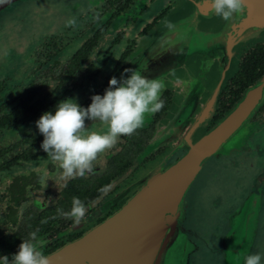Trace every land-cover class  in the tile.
Instances as JSON below:
<instances>
[{
  "label": "water",
  "instance_id": "obj_1",
  "mask_svg": "<svg viewBox=\"0 0 264 264\" xmlns=\"http://www.w3.org/2000/svg\"><path fill=\"white\" fill-rule=\"evenodd\" d=\"M12 1L0 0V9ZM245 3L243 15L224 21L210 11V0H187L136 47L137 58L128 68L163 81L175 94L148 146L169 144L186 152L164 168L138 172L126 201L79 237L45 254L49 264H187L192 245L178 227L183 194L210 156L237 144L247 119L264 101L262 77L204 130L230 57L245 40L264 32V0ZM236 230L222 238L223 264H242L253 219L244 221L242 233Z\"/></svg>",
  "mask_w": 264,
  "mask_h": 264
},
{
  "label": "rangeland",
  "instance_id": "obj_2",
  "mask_svg": "<svg viewBox=\"0 0 264 264\" xmlns=\"http://www.w3.org/2000/svg\"><path fill=\"white\" fill-rule=\"evenodd\" d=\"M15 1L17 0L12 1L9 9H6V5L5 8L0 9V98H12L20 93L30 81L35 79L41 81L47 76L38 96L44 97L56 85V80L50 79L55 77L51 68L59 67L78 46V42L80 43L83 37L79 35L80 31L87 30L91 25L86 23L91 22L89 19L91 17L88 18L86 12L97 8L101 2L100 0ZM169 1L171 0H137L133 8L113 17L108 15L109 11L99 8V16L94 21L100 26L108 19L107 27L101 35L102 42L99 49L104 51L110 40L117 37V33L120 32L121 37L111 48L103 69L81 88L73 91L72 95L66 99H73L77 103L88 94L90 95L108 74L111 61L127 38L133 37L167 6ZM32 9L35 10L34 13ZM173 9L167 13L164 21ZM15 15L25 21L19 23L20 20H16ZM73 18L76 21L75 26L68 25L67 22ZM14 20L17 22L16 27H10L9 21ZM101 53L96 56V60H103ZM59 94L60 91H57L56 95ZM41 114L28 118L22 124L20 131L28 133L38 129L35 122ZM258 116L259 114L252 121L247 119L239 141L234 147L225 153L213 155L204 163L183 194V218L178 222V227L192 245L187 255V264H219L220 253L218 251L221 252L223 259L221 251L223 242L221 241L225 234L233 229L242 233L244 221L249 218L253 219L254 227L257 206L255 205V209L250 212L249 205L252 203L251 200L257 196L255 192L248 193L246 199L229 214L231 228L225 233L223 217L226 216L227 208L233 197L244 196L247 193V181L252 180L259 172L261 159L244 153L247 150L253 152L257 147L264 148V118L258 122ZM86 125L89 131L103 132L106 128L99 121H90ZM179 148L182 147L175 146L171 149L174 151ZM253 161L254 165L248 168ZM98 163L99 156L94 162L93 169L97 168ZM24 171L33 172L27 183L33 187L38 186L39 190L36 189L37 191L32 192L31 195L38 203L46 202L49 197L54 198V188L66 180L58 163L52 161L47 153L41 159V163H25L22 167L15 168L13 173L18 175ZM7 185V179L0 182V197L7 195ZM5 215V199L0 198V234L9 230L8 224L4 222ZM253 235L252 232L249 244ZM249 244L242 257V264ZM259 247L260 243L257 241L253 253H257Z\"/></svg>",
  "mask_w": 264,
  "mask_h": 264
},
{
  "label": "trees",
  "instance_id": "obj_3",
  "mask_svg": "<svg viewBox=\"0 0 264 264\" xmlns=\"http://www.w3.org/2000/svg\"><path fill=\"white\" fill-rule=\"evenodd\" d=\"M107 1L108 7L104 10L109 11L108 15L113 17L123 12L132 0H122L121 3L118 2L119 0ZM86 14L88 18L91 17L89 19L93 22L95 18L99 16V8L97 7L88 11ZM105 21L106 23L100 26L99 23L91 22L90 28L87 30L88 32L80 31L79 35L85 36V39L67 57L64 66L60 67L61 70L57 72V76L55 77L57 81L55 89H62V95L60 97L81 88L83 84L92 78L91 75H85V72L89 71L92 66V55L95 52V48L98 46L99 38L108 24V19ZM162 23L152 26V30L150 25V28L147 26L144 32L150 30L151 32L137 45L131 42V44H127L119 54L111 72L102 80L100 86L82 101L77 102V104L86 108L91 103L92 95L104 94L111 77L120 79L121 75L125 74L124 69H127L137 58V54H135L136 57L129 60V53L133 48L135 51L136 47L148 38L152 31ZM254 55H258L259 59H263L264 50L257 48L254 51ZM253 59L256 60L255 57H253ZM258 65L259 68H261L260 71H264V66L259 63ZM251 67L252 65H250L247 71H245L244 68L238 71L237 82L246 79L247 82L237 84V86H235V89L237 87L236 91H228L226 94V86H222L218 95H216L217 97H215L216 104L215 108L213 104L211 117L207 121L208 127L204 126V130L209 129L218 119H221L236 100L233 95L239 96L241 88L250 84L257 77V74ZM45 77V79L48 78L47 76ZM45 79L41 80L36 86H34V81H30L24 89L25 91L28 90L25 96L22 95V93H18L12 98H0V182L5 181V179L8 180V185L6 186L8 193L7 195H1L0 198L5 199L6 215L4 217V222L9 226L8 231L0 234V256L10 257L12 254L16 253L22 240L28 239L32 232L41 235L54 231L56 234L55 240L59 243L60 233L55 227L58 221L57 219L60 216L59 210L65 211L71 207L73 197H78L84 203H87L90 200L91 194L97 196L102 193L100 189L106 187L109 178L112 176V167H115L116 170L119 171L124 169V166L128 164V157L126 156L128 155L127 147H123L121 151H118L112 157L114 165L100 177L96 176L93 180L84 179L82 177L69 179L61 188L59 196L54 203L38 204L33 200L29 201V193H31L32 186L30 183H27V180L33 175V172L24 171L25 173L23 172L17 175L13 173V170L22 167L27 162H33L44 157L45 152L40 147L43 136L39 130L36 129L28 133H23L20 129L22 124L34 115L44 112L54 113L52 105L57 103L60 97H51L49 94L41 99H34L36 93L40 92L42 85L45 83ZM166 87L172 90L170 86ZM230 90H232V88ZM174 95L173 91L172 104L174 103ZM172 104L157 122L165 117ZM166 108L165 104L162 111ZM87 122L88 120L85 121V123ZM137 149H139V146ZM151 167L154 166L150 164L135 171L128 183L130 184L136 178L138 172ZM122 190L123 188H118L112 194L117 195V193H120ZM130 191L132 192V190ZM44 221H46V223Z\"/></svg>",
  "mask_w": 264,
  "mask_h": 264
},
{
  "label": "flooded vegetation",
  "instance_id": "obj_4",
  "mask_svg": "<svg viewBox=\"0 0 264 264\" xmlns=\"http://www.w3.org/2000/svg\"><path fill=\"white\" fill-rule=\"evenodd\" d=\"M17 1H19V0H17ZM17 1H15V2H17ZM136 1L137 0H132L131 3H129V5L127 6V8L123 12H121L120 14L125 13V11H127V9L133 8V6H135L134 4L136 3ZM100 2H101V4L98 6V8L106 9L108 7V1L107 0H100ZM118 2L121 3L122 0H119ZM11 3L12 2L6 4V6H5V7H7L6 9L10 8L9 6L12 5ZM105 3L107 4V6H105L106 5ZM186 4H187V0H171V1H169L168 5L165 6L159 13H157L150 21H148L133 37L127 38L125 44L121 47V49L116 54L115 58L111 61L110 65H109L108 74L111 72L112 67L114 66L116 60L119 57V54L121 53V51H123V49L125 48V46L127 44L136 43V45H137L141 40H143L151 32L152 26H154L155 24H160L164 21L167 13L171 9L176 8V7H182L183 8ZM3 11H5V10H3ZM31 11H33V13L35 12L34 9H32ZM36 13H38V12H36ZM12 14H13V12H12ZM120 14H116V15H120ZM17 16L18 15H15V19L16 20L19 19L20 20L19 23L25 21L23 19L21 20L20 16L19 17H17ZM36 20H37V18H36ZM91 22H86V23L91 24ZM93 22H95V21H93ZM16 23L17 22H15V20L9 21V24H10L9 26L10 27H16L15 26ZM149 25L151 26V30L144 32L145 28ZM150 26H149V28H150ZM89 28H90V25H89ZM87 30H85V32ZM117 34H118L117 37H113L110 40V42L108 43V46L104 49V51H101L99 49L100 43L102 42L101 37L99 38L98 46L95 48V52L92 55V57H93L92 58V66L89 69V71L85 72V75H91L93 77L94 75H96L97 73H99L103 69V66L106 63V58L110 54L111 48L116 44V42L121 37L120 32ZM84 39H85V36L82 37L81 42ZM80 43L78 42V45ZM109 45H110V47H109ZM257 48L264 50V32L261 33L260 35H258L257 37H252L250 39L245 40L242 43V45L239 47V49L229 59V67H228L225 75L223 76L220 85L218 86L216 95H218V93H219V91L223 85L226 86L225 92L227 94L228 91H231V92L236 91L237 87L235 89V86H237V84H240V83L243 84V83L247 82V79L241 80L240 82L239 81L237 82V74H238V71L240 69L244 68V70L247 71L249 69L250 65H252L251 69H254V72L257 74V77L250 84H247L245 87L241 88L239 96L233 95V97L236 100L234 101V103L230 107H233L235 105V103L242 97L243 93L248 88L253 86L262 77H264V71H260L261 68H259V65H258V63H259V64H262L264 66V57H263V59L260 58L261 59L260 60L258 58V55H254V51ZM100 52H102L101 53L102 54L101 58H103L102 61H98V59L96 60V56H98ZM134 52L135 51L133 48V50L128 55L129 60L136 57ZM253 57H255L256 60H254ZM66 59L64 60L63 63L60 64L59 67H56V68L52 67L51 68V71L55 74V77L57 76L56 75L57 72L61 70L60 67L64 66ZM55 61H57V60H55ZM100 62H101V64H100ZM253 65H255V66H253ZM245 76H246V74H245ZM55 77L50 78V79L55 80ZM32 81H34V86H36L40 83V80H38V79L37 80L35 79ZM56 84H57V81H56ZM25 87H23L22 91L20 92L24 96L28 92V90L27 91L24 90ZM42 87H43V85H42ZM55 88H56V85H55L54 89L49 94L51 95V97L52 96L60 97L62 95V89H55ZM231 88H232V90H230ZM57 91H60L59 95H56ZM72 93L73 92H70V93L65 94L63 97H60L58 99L57 103L52 105L53 112H55V110H54L55 105H57L58 102L63 101L64 99L70 97L72 95ZM39 94H40V92L36 93V95L34 97L35 100L43 98V97H38ZM207 94L209 95L210 92H207ZM225 97H226V95H225ZM161 98L166 102L165 104H166L167 108L164 111L161 110L160 113H156L154 115H152V114L147 115L145 118L144 126L141 129H138L135 132V134L130 135V136H121L120 140L116 144L115 148L108 150L105 154L99 155V163H98L97 168L93 169L92 172H90V173H86L85 176L82 177L84 179H90V180H93V178L96 176L100 177L102 174H104V172H106L107 170H110V168L114 165L112 157L118 151H121L123 149V147H127L126 149L128 151V155H126V156L128 157V164L124 166V169L119 170V171H117L115 167H112V176L109 178V180L106 184V186H110L109 190L107 191V193H100L97 196L96 195L93 196L92 194L90 195V198H89L90 200L85 204L86 205L91 204L92 207L89 208V210L87 211V213L85 215V218L81 221V223L78 225H74L72 220L65 219L63 216L60 215L57 219L58 221H57L56 226H55L56 230L59 231V233H60V242L59 243L56 242V240H55L56 234L54 231H51L50 233H46V234L37 235L38 239L43 238V239H46L48 241V243L45 245V247L43 249L44 254H47V253L53 251L54 249L60 247L64 243L79 237L81 234H83L89 228L90 225H95L96 223H99L100 221L105 219L108 215H110L111 213L116 211L126 201V199L133 193V191L132 192L130 191L131 185L128 182L131 180V177L135 171H137L138 169H140L142 167L150 165V164L153 165L154 167L164 168V167L174 163L178 158H180L186 152L185 148H179L178 150L172 151V149H171L172 147L169 144H160V145H157L154 147L148 146L149 140H150V138L154 132L157 120L160 119L161 116H163L162 114H164L166 112V110L170 107V105L173 102L172 101L173 100V91L169 87H165V90L163 91ZM215 104H216V101L214 103V108H215ZM39 114H41V113H39ZM39 114H37V115H39ZM258 114H259V116L257 119L259 122L261 120V118H264V101L259 106L257 111L249 117L248 121L254 120ZM37 115H34V116H37ZM219 120L220 119H218V121ZM88 122H90V121H88ZM258 122H256V123H258ZM205 126L208 127V123L205 124ZM135 142H136V144H135ZM138 146H139V149H137ZM244 153L247 155L251 154L254 157L257 156L258 158H260L261 159V165H260L259 172L257 173V175L254 176L252 180L247 181V183H248L247 184V186H248L247 187V193L245 192L246 194L244 193L245 194L244 196L233 197L230 205L227 208L226 216L223 217V223L225 226L223 231L225 233L228 230H230V228H231V225L229 224V218H228L229 214L235 209V207H237V205L239 203H241L242 201H244L246 199V195L248 193L255 192L257 194V196H256V198L251 200L252 203L249 205L250 212L255 209V205L257 206L255 209V221H254V227H253L254 228V230H253L254 235H253L252 240L250 241L248 252L246 253V255L251 254V253H253V251H255L253 249H255V244L258 241L260 243V247H259L260 250L257 249V251H258V253L261 254L262 258H264V148H258L257 147V148H254L253 152L251 150H247ZM45 156H46V153L44 154V157ZM212 156H210L209 158H211ZM209 158L206 161H208ZM33 162L41 163V159L35 160ZM27 163H31V162H27ZM204 163H203L202 167L204 166ZM252 165H254V161L250 164V166L248 168H251ZM202 167L199 169V171L202 169ZM199 171L197 172V174L199 173ZM196 175H195V177H196ZM194 178H193V180H194ZM68 180L69 179L64 180L63 182L59 183L54 188V190H55L54 198L51 199L49 197L46 202L44 201L42 203H38V201L36 199L32 198V196H31L32 192L39 190V189H37L38 186H34V187L32 186V190L30 193L31 197L29 196V201L33 200L35 203H38V204H46V203L56 202L61 188L66 184V182ZM118 188H123V191L117 195H113L112 193L115 190H117ZM33 197H35V196H33ZM70 208L71 207L66 209L64 212L69 211ZM54 240H55V242H54ZM218 253H220V257H218L219 258V264H222V258H221L222 254L220 251H218ZM9 258L11 259V256ZM261 264H264V259H262Z\"/></svg>",
  "mask_w": 264,
  "mask_h": 264
},
{
  "label": "clouds",
  "instance_id": "obj_5",
  "mask_svg": "<svg viewBox=\"0 0 264 264\" xmlns=\"http://www.w3.org/2000/svg\"><path fill=\"white\" fill-rule=\"evenodd\" d=\"M210 11L224 21H231L237 14L243 15L245 0H210ZM68 25L75 26V19ZM130 73L126 78L111 77L103 95L95 94L85 108L73 99L58 102L54 113L44 112L35 122L43 136L40 147L52 161L57 162L66 179L83 177L93 170L98 156L116 146L121 136L135 134L144 126L149 114L160 112L165 104L161 98L165 84L159 79H149L140 70L124 69ZM99 121L106 126L105 131H89L85 121ZM110 186L100 189L107 193ZM91 204L86 205L78 197H73L69 211H60L65 219L78 225L85 218ZM46 223V221H44ZM46 239L37 238L32 232L22 240L16 253L0 256V264H49L44 254ZM260 253L244 257L243 264H261Z\"/></svg>",
  "mask_w": 264,
  "mask_h": 264
}]
</instances>
